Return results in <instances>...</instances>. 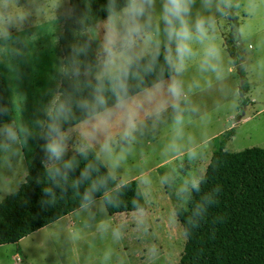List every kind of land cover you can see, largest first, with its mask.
Listing matches in <instances>:
<instances>
[{"label": "rangeland", "instance_id": "1", "mask_svg": "<svg viewBox=\"0 0 264 264\" xmlns=\"http://www.w3.org/2000/svg\"><path fill=\"white\" fill-rule=\"evenodd\" d=\"M158 13L155 0L152 28L132 47L114 49L107 68L102 53L107 19L88 28L99 62L85 72L86 78L99 79L136 58L164 50ZM70 15L68 0H0V79L11 115L5 125L18 131L15 142L0 141V202L18 190L22 173L29 169L41 135L35 121L43 122L42 109L51 103L55 83L59 87L62 53L57 38ZM229 15L236 18L237 28ZM197 17L210 18L211 23L203 38L190 42L191 54L179 75L173 72L179 82L177 99L152 87L127 100L135 113L127 137L124 110L115 106L109 109L115 113L110 120L102 119L103 112L65 131V154L51 161L67 163L82 147L91 148L118 182L109 195L136 185L145 209L109 216L107 194L89 209L16 244L0 245V264H179L185 238L175 209L186 208L188 195L181 191L186 183L204 175L215 148L213 138L245 113L226 151L264 148V0H212L208 10L201 0H193L188 20ZM210 46L219 55L205 62ZM231 47L232 58L225 50ZM244 84L247 90L240 92ZM41 85L47 88L43 97ZM147 93L169 103L157 114L145 99ZM27 98L32 104L21 109L20 100Z\"/></svg>", "mask_w": 264, "mask_h": 264}, {"label": "trees", "instance_id": "2", "mask_svg": "<svg viewBox=\"0 0 264 264\" xmlns=\"http://www.w3.org/2000/svg\"><path fill=\"white\" fill-rule=\"evenodd\" d=\"M126 2L68 0L71 15L63 21L57 38L62 71L66 58L75 48L82 75L76 79L60 77L57 96L71 101L69 113L60 122L63 132L116 105L114 91L121 79V68L93 81L84 75L99 62L87 29L106 20L110 10L118 13ZM229 17L237 28L236 18ZM226 51L230 58L234 57L232 47ZM163 56L164 50L158 49L122 67L127 71V100L173 75ZM94 87L101 89L103 106L92 101ZM246 90L244 84L240 92ZM79 101L87 102L90 109L77 108ZM0 107L6 110L0 116V124H9L11 115L1 79ZM233 136L232 128L213 138L215 148L199 180V191L188 195L185 209H175V218L185 238L179 264H264V148L229 153L225 147ZM43 148L40 135L23 183L0 202V245L15 244L107 194L105 207L109 216L145 209L142 193L136 185L125 186L109 195L118 182L91 148L82 147L67 162L71 165L69 169L64 168L66 162L51 163ZM53 167L62 173L55 180L50 177ZM81 172L85 173L84 177ZM93 186L95 191H91ZM45 189H49L51 195H45ZM85 191H90L88 201L83 200ZM197 203L205 209L198 218L190 212Z\"/></svg>", "mask_w": 264, "mask_h": 264}, {"label": "clouds", "instance_id": "3", "mask_svg": "<svg viewBox=\"0 0 264 264\" xmlns=\"http://www.w3.org/2000/svg\"><path fill=\"white\" fill-rule=\"evenodd\" d=\"M193 0H159V21L162 25L160 33L162 34L166 45L164 47L163 60L171 72L179 73L182 71L183 60L191 54L190 42L193 39H201L206 35L205 26L211 23L210 18L197 17L191 23L188 20L190 9ZM155 0H127L125 6L117 13L110 10L105 29L102 53L106 57L104 67H108L114 49H127L132 47L136 40L144 35L152 28V12L154 11ZM203 9L208 10L212 6V0H201ZM171 47H168V46ZM77 49L73 48L71 54L66 58V67L61 72L62 79H76L82 75L81 67L78 65L75 56ZM159 55V53H156ZM205 62L208 59H215L219 53L215 47L210 46L205 49ZM213 70L215 68L213 67ZM121 79L116 84L114 95L116 96V108L124 110V121L126 129L123 133L125 137L129 135L127 130L134 120L135 113L130 111L127 106V85L125 79L127 71L121 68ZM156 92L163 89L167 97L175 100L180 95L179 82L169 76L168 82L163 81L153 86ZM101 89L94 87L92 90V101L94 104L103 106L105 100L100 94ZM145 99L153 104V111L159 113L163 106L169 103V99L163 96L157 98L153 93H147ZM71 101L68 97L60 99L58 96L52 98L51 103L42 109L44 113V120H36V127L41 130V138L44 141L43 151L49 161H59L65 154L66 136L61 127V121L69 113ZM139 106V105H137ZM76 107L85 111L90 109L87 102H76ZM175 109L176 105L172 104ZM6 110L0 107V116L4 115ZM115 113L112 110L105 109L102 119L108 121ZM16 140V132L10 125L0 124V141L5 144L13 143ZM106 148V145H105ZM70 164H65L64 168L69 169ZM81 177L85 176L81 172ZM57 176H62L59 168L53 167L50 172V177L55 180ZM199 181L193 180L187 182L181 189L185 195H191L192 192L199 191ZM95 186L91 191H95ZM45 195H51L49 189L44 190ZM90 198V191L83 193V200L88 201ZM205 211L201 204L197 203L190 212L196 218L202 215Z\"/></svg>", "mask_w": 264, "mask_h": 264}, {"label": "crops", "instance_id": "4", "mask_svg": "<svg viewBox=\"0 0 264 264\" xmlns=\"http://www.w3.org/2000/svg\"><path fill=\"white\" fill-rule=\"evenodd\" d=\"M224 45H225V41H224ZM225 50H226V48H225ZM227 52V51H226ZM228 54V53H227ZM229 56V55H228ZM230 57V56H229ZM239 59H240V61H242V58L241 57H239ZM172 77V76H171ZM169 79V78H168ZM166 81V80H165ZM164 82V81H163ZM19 85V84H18ZM152 88V87H151ZM46 89L47 88H45L43 85H41V89H40V91L42 92V97L44 96V93H45V91H46ZM50 90V88L47 90V91H49ZM148 90V89H147ZM56 91H57V84L55 83V85H54V87H53V94H52V97H51V100H52V98L53 97H55L56 96ZM146 91V90H145ZM143 93V92H142ZM141 94V93H140ZM139 95V94H138ZM136 96V95H135ZM134 97V96H133ZM132 98V97H131ZM32 101H33V99H21L20 100V102H19V106H20V108L21 109H23V107L24 108H27L28 107V103L31 105L32 104ZM252 102H253V100H252ZM24 105V106H23ZM245 115V113H243L241 116V118H239V119H237L238 121L237 122H233V123H230V124H227V125H225L224 126V131H227V130H229V129H234V135H235V130H236V128L239 126V124H240V122H241V120H242V118H243V116ZM11 121V120H10ZM236 123H238L236 126H235V124ZM15 130V132H16V134L18 133V131H16V129H14ZM234 137V136H233ZM233 137H231V138H233ZM27 172H28V169H25L24 170V172L22 173V175H21V179L22 180H24V177L26 176V174H27ZM116 189H118V186L115 188V189H113V190H116ZM110 193V192H109ZM105 196V195H104ZM104 196H102V197H104ZM99 199H101V198H99ZM98 199V200H99ZM98 200H96V201H98ZM96 201H94V202H92L91 204H89L88 206H86V207H83V208H81V209H79V210H77V211H75V212H73V213H71L70 215H68V216H65V217H70L71 215H74V214H76V213H78L79 211H82V210H84V209H89V207L91 206V205H93V203H95ZM88 212V211H87ZM65 217H63V218H65ZM63 218H61V219H59L58 221H60V220H62ZM58 221H56V222H58ZM53 224V223H52ZM42 229V228H41ZM57 230H61V228L60 227H58L57 228ZM38 231V230H37ZM36 231V232H37ZM33 233H35V232H33ZM31 235V234H30ZM29 236V235H28ZM20 241V240H19ZM18 241V242H19ZM16 244V243H15ZM41 244V243H40ZM41 245H43V244H41ZM49 245H51L50 243H49ZM19 263L21 262V260L19 259V258H17L16 259Z\"/></svg>", "mask_w": 264, "mask_h": 264}]
</instances>
